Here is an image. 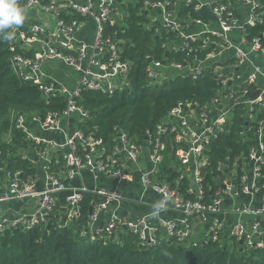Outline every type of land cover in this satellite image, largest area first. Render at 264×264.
<instances>
[{"label": "built area", "instance_id": "obj_1", "mask_svg": "<svg viewBox=\"0 0 264 264\" xmlns=\"http://www.w3.org/2000/svg\"><path fill=\"white\" fill-rule=\"evenodd\" d=\"M137 3L138 12L144 18V28L152 36L165 39L163 48L166 53L182 52L185 55L181 62L164 63L146 55L144 73L148 85L160 86L174 75L197 82L205 73H211L216 85L215 97L200 110L194 104L179 103L142 143L118 132L109 152L105 151L101 139L85 135L78 129L63 143L30 132L29 123L38 126L40 132L51 133L59 130L60 121L74 113H79L83 120L87 113L76 104L82 91L110 95L128 85L132 64L123 57L126 8ZM180 4H192L198 14L208 9L218 29L209 28L200 16H186L180 20L175 12ZM238 4L248 10L244 20L237 16L235 6ZM22 8L25 9L23 25L8 29L12 33V50L18 49L11 56V67L18 78L38 85L45 100L64 97L66 108L62 112L48 113L44 118L18 116L15 119V129L37 146L33 150L41 162L45 184L42 190H37L34 181L16 179L19 173L12 179L9 177L7 184H0V202L39 199V206L31 215L0 218V233L9 228H31L55 212L59 208L56 196L66 190L63 172L68 179L87 170L95 177L130 181L132 169H135L140 174L144 190L153 191L160 197L158 210L153 215L171 205L183 215L182 220L158 219L157 227L150 224L147 217L129 220L120 214L123 196L119 191L90 190L81 186L73 188L66 197L65 215L59 226H68L81 218L80 204L84 195L91 192L100 198L87 217V224L95 233L111 238L124 228L137 234L142 246L146 247L156 246L160 236L178 241L193 240L190 222L193 219L202 223L211 221L220 212L224 197L243 194L253 198L264 190V182H261L264 181V45L260 37L248 38L246 33L247 26L262 24L264 9L258 0H135L128 4L124 0H24ZM236 34L238 41L234 43L231 36ZM192 43H199L198 49L204 53L201 60L196 58L197 51ZM191 55L192 59L188 60ZM52 63L78 77L74 88H68L49 73L54 68ZM256 92L257 96L252 97ZM236 109L240 110L239 115L234 113ZM237 118L240 129L236 135L246 148L245 153L240 154L245 161L234 164L235 169L231 171L238 177V183L232 186L227 180L222 182V188L212 202L202 203L204 146L229 132ZM169 133L175 134L177 143L187 146L186 150L179 149L176 155L181 165L192 166L193 185L187 193L194 195V199L182 198L176 189L166 181L160 182L155 175L163 158L164 137ZM146 148L155 166L151 172L140 167L139 158ZM52 152L56 155L51 156ZM54 157L57 161L53 164ZM236 159L238 157L234 162ZM226 160L229 161V156ZM174 183L178 184L177 181ZM105 213H109V217L95 228ZM234 213L238 219L231 228V239L246 250L263 249L264 231L256 224L247 228L240 218L264 217V198L258 207L244 205L236 207ZM220 230L219 221L213 219L209 225L212 237Z\"/></svg>", "mask_w": 264, "mask_h": 264}, {"label": "trees", "instance_id": "obj_2", "mask_svg": "<svg viewBox=\"0 0 264 264\" xmlns=\"http://www.w3.org/2000/svg\"><path fill=\"white\" fill-rule=\"evenodd\" d=\"M23 3L24 0H18L20 7H23ZM258 3L264 9V0H258ZM138 8L139 3L126 8L123 57L132 64L128 85L110 95L82 91L76 99L77 106L87 113L77 129L85 135L101 139L108 152L118 132L125 133L134 142L142 143L145 136L153 134L156 126L164 122L169 111L179 103L194 104L200 110L216 94L211 73H205L197 82L174 75L160 86L148 85L144 73L146 55L163 63L181 62L185 55L182 52L167 54L163 48L165 39L152 36L144 28V18ZM175 12L180 20L186 16L199 18L192 4H180ZM262 17V24L247 26L246 33L249 37H260L264 45V15ZM192 47L197 51L196 58L201 60L204 53L198 49L199 43H192ZM17 51V48L12 50L11 41L0 34V176L3 178L6 172L12 179L14 174L19 173L16 179L26 182L34 181L37 165L34 158L25 155L37 146L15 129L14 121L18 116L44 118L48 113L62 112L66 108V100L61 96L45 100L38 85L18 78L10 61ZM192 57L187 59L191 60ZM234 113L239 115L241 112L236 109ZM238 122V118L235 119L229 132L204 146L206 162L201 166L202 203L212 202L216 192L222 188L221 183L226 175L233 171V164L238 165L234 159L240 158V154L246 151L236 135L240 129ZM164 141L165 149L157 179L166 181L182 198L194 199V195L187 193L193 179L191 182L176 170L182 166L176 152L178 149L186 150V144L177 143L172 133L166 134ZM228 156L229 161L226 160ZM55 161L56 157L53 164ZM62 213L58 208L31 228H9L0 233V264H264V248L246 250L231 237L224 236L222 231L201 242L163 237L156 246L146 247L142 246L137 234L124 228L111 238H106L102 233L96 234L94 228L81 229L77 222L60 227L64 218Z\"/></svg>", "mask_w": 264, "mask_h": 264}, {"label": "crops", "instance_id": "obj_3", "mask_svg": "<svg viewBox=\"0 0 264 264\" xmlns=\"http://www.w3.org/2000/svg\"><path fill=\"white\" fill-rule=\"evenodd\" d=\"M235 10L237 16L240 20L245 19V15L248 10L243 4H238L235 6ZM199 16L202 21L209 26V28L217 30V24L214 20L212 13L208 9H203L199 12ZM91 30V29H90ZM248 38L249 34H247ZM232 41L237 43L238 34L236 36H231ZM53 70L49 71V73L59 82L66 85L68 88H74L75 84L78 82V77L74 74L68 73L61 65L52 63L51 64ZM194 114L192 113V118H194ZM82 122V118H80L79 113H74L70 115V117L60 121L59 130L51 133H43L38 129L39 127L33 123L27 124V128L30 132L34 133L36 136H43L47 139H52L57 143H63L65 138L71 135L77 128L79 123ZM147 141V140H145ZM179 150V149H178ZM50 155H56V153L52 152ZM28 158H34V163L37 165V170L35 175L33 176V180L35 182V186L37 190H42L45 184L43 171L41 170V162L37 159L36 153L34 150H30L29 153H26ZM230 157V156H229ZM178 159V158H177ZM179 161V160H178ZM228 161V160H227ZM244 158L240 157L236 159L235 162H244ZM140 167L142 170L153 171L155 166L153 164V160L150 156L148 149L146 148L142 155L139 158ZM180 162V161H179ZM234 165V164H233ZM183 166V165H182ZM176 168L177 172L182 173L192 182V166ZM233 169L235 167L233 166ZM158 174L157 173L155 175ZM132 179L130 181L123 180L118 181L114 178L103 177V176H94L87 170H82L78 176L73 179H68L65 177V173L63 172L62 181L66 186V190L60 192L56 196V204L63 211V215H65V205H66V197L72 191L73 188H79L81 186H85L86 188L93 190L98 188H104L108 190H117L123 196V201L120 207V214L122 217H126L129 220H138L144 217H147V220L150 224L157 227L158 219L163 220H182L183 215L174 210L171 205L167 207V209L159 212L157 215H153L154 212L158 210V204L160 201V197L150 190H144L141 185L140 174L132 169ZM9 180L8 174L5 172L4 177L0 176V184L5 185ZM228 181L232 184V186H236L238 183V177H236L232 172L226 175L225 179L222 181ZM176 182V181H174ZM264 182V181H261ZM222 184V183H221ZM193 185V183H192ZM235 193V191H233ZM264 198V190L260 193L256 194L253 198L238 194H231L223 198V202L221 205L220 212L209 221L208 223H202L197 219H193L190 222V228L192 229L191 238L193 241L201 242L204 239H207L208 236L212 237L209 231V225L212 224L213 219H217L219 224L221 225V230L224 233V236L230 238V231L233 225L236 223L238 216L234 213V209L236 207H241L244 205H253L254 207H258ZM100 201V198L91 192H88L84 195L83 200L80 204L81 218L77 221V224L80 223V228H93L87 224V217L90 214L91 210L94 206ZM39 206V199L36 198H26L22 200H11L0 202V218H15L21 215H31L33 214ZM109 217V213H105L96 223L95 226H99L100 223L104 222ZM242 220L243 225L251 226L252 224L258 225V228L261 231H264V217H253V216H242L240 218ZM160 238H163L160 236Z\"/></svg>", "mask_w": 264, "mask_h": 264}, {"label": "clouds", "instance_id": "obj_4", "mask_svg": "<svg viewBox=\"0 0 264 264\" xmlns=\"http://www.w3.org/2000/svg\"><path fill=\"white\" fill-rule=\"evenodd\" d=\"M25 21V9L20 7L18 0H0V34L10 40L12 33L6 29H14L22 26Z\"/></svg>", "mask_w": 264, "mask_h": 264}, {"label": "rangeland", "instance_id": "obj_5", "mask_svg": "<svg viewBox=\"0 0 264 264\" xmlns=\"http://www.w3.org/2000/svg\"><path fill=\"white\" fill-rule=\"evenodd\" d=\"M125 4H128V3H134L135 0H124Z\"/></svg>", "mask_w": 264, "mask_h": 264}, {"label": "water", "instance_id": "obj_6", "mask_svg": "<svg viewBox=\"0 0 264 264\" xmlns=\"http://www.w3.org/2000/svg\"><path fill=\"white\" fill-rule=\"evenodd\" d=\"M257 94H258V92H256L255 94H253L252 95V97H256L257 96ZM145 140H148V137L147 136H145V138H144ZM211 235H213V234H211Z\"/></svg>", "mask_w": 264, "mask_h": 264}]
</instances>
